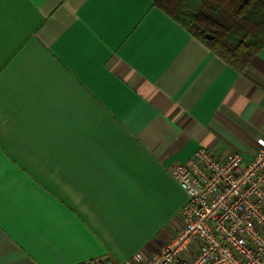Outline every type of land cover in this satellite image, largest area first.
I'll list each match as a JSON object with an SVG mask.
<instances>
[{
  "label": "crops",
  "instance_id": "0c3cea01",
  "mask_svg": "<svg viewBox=\"0 0 264 264\" xmlns=\"http://www.w3.org/2000/svg\"><path fill=\"white\" fill-rule=\"evenodd\" d=\"M154 2L0 0V264L149 256L167 166L264 136V46L237 70Z\"/></svg>",
  "mask_w": 264,
  "mask_h": 264
},
{
  "label": "built area",
  "instance_id": "2783aa9c",
  "mask_svg": "<svg viewBox=\"0 0 264 264\" xmlns=\"http://www.w3.org/2000/svg\"><path fill=\"white\" fill-rule=\"evenodd\" d=\"M245 160L199 147L167 166L186 193L181 225L156 252L118 264H264V136ZM78 264H114L94 257Z\"/></svg>",
  "mask_w": 264,
  "mask_h": 264
},
{
  "label": "trees",
  "instance_id": "16d2710c",
  "mask_svg": "<svg viewBox=\"0 0 264 264\" xmlns=\"http://www.w3.org/2000/svg\"><path fill=\"white\" fill-rule=\"evenodd\" d=\"M154 4L237 70L264 46V0H155Z\"/></svg>",
  "mask_w": 264,
  "mask_h": 264
}]
</instances>
